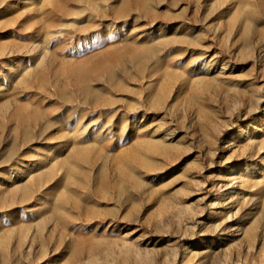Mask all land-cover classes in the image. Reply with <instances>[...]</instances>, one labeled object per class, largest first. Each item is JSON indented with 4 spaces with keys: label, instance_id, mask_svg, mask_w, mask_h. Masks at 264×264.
Instances as JSON below:
<instances>
[{
    "label": "rangeland",
    "instance_id": "374dc122",
    "mask_svg": "<svg viewBox=\"0 0 264 264\" xmlns=\"http://www.w3.org/2000/svg\"><path fill=\"white\" fill-rule=\"evenodd\" d=\"M0 264H264V0H0Z\"/></svg>",
    "mask_w": 264,
    "mask_h": 264
}]
</instances>
